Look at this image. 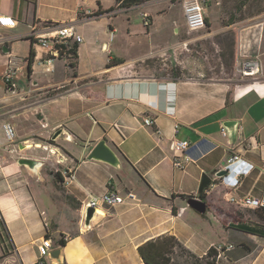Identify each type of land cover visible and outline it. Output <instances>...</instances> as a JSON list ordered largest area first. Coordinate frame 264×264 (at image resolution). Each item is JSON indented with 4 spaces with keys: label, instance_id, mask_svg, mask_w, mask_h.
I'll use <instances>...</instances> for the list:
<instances>
[{
    "label": "crops",
    "instance_id": "crops-1",
    "mask_svg": "<svg viewBox=\"0 0 264 264\" xmlns=\"http://www.w3.org/2000/svg\"><path fill=\"white\" fill-rule=\"evenodd\" d=\"M249 1L205 0L206 28L189 31L184 21L186 31L162 42L151 28L156 15L168 12L166 2L177 4L170 0L130 8L116 0H0V15L17 21L0 28L10 38L0 44L8 52L3 66L11 61L17 68L0 96V264H144L138 247L163 235L198 256L231 246L217 264H264V220L258 210L228 201L230 195H264V12H243ZM138 7L151 17L141 34L128 27L126 15ZM45 23H69L82 37L71 73L57 63L63 58L55 60L53 73L39 64L46 53L32 46L29 33ZM17 41L27 43L16 53L23 57L12 55ZM246 58L259 62L258 76H237L236 61ZM14 81H25L27 89L12 93ZM146 116L153 126L144 125ZM226 120L238 122L234 139L221 134ZM4 122L15 127V144L6 141ZM174 139L190 142L196 163L173 167ZM100 140L115 151L120 168L88 159ZM232 153L248 172L227 188L216 174ZM19 158L40 164L30 169ZM203 173L212 184L200 198L206 204L200 214L187 201L200 197ZM110 185L122 195L134 193L137 201L98 206L86 224L88 202ZM45 236L52 241L49 255L60 248L58 259H40Z\"/></svg>",
    "mask_w": 264,
    "mask_h": 264
},
{
    "label": "built area",
    "instance_id": "built-area-1",
    "mask_svg": "<svg viewBox=\"0 0 264 264\" xmlns=\"http://www.w3.org/2000/svg\"><path fill=\"white\" fill-rule=\"evenodd\" d=\"M181 5L185 25L189 31H197L206 28L205 8L199 0H181ZM99 16H96V14L94 13H87L82 15L80 19L86 20L87 18L89 19ZM141 18L143 20L144 26H148L151 18L149 14L142 13ZM16 25L17 21L13 17L0 15V28H13ZM29 37L31 39L32 46H34L35 48L39 47L46 53V56L42 57L39 62L46 73L54 72V62L59 58L66 59L68 64L67 67L71 69L70 64H72L73 59L69 51L70 47L73 44L78 45L83 40L82 37L76 33L74 26L69 23L37 24L32 28L31 32L29 33ZM112 38L113 32H110V39ZM9 41L10 38L8 37L0 38V44H6ZM16 71L17 68H15L13 62L10 61L6 70L2 74V79L7 86H12V80L16 75ZM235 72L241 79L254 78L260 73V64L253 58H246L241 61H236ZM143 123L145 126H153L154 120L152 116H146L143 120ZM179 127V123L174 124V133H177L179 131ZM1 128L6 141L10 144H15L17 142V133L15 127L10 122H4ZM221 134L224 137H227V133L224 128H221ZM204 140L209 144V150L214 148V144L212 142H210L208 139ZM173 149L177 153V155L172 158V165L175 169L183 170L188 164L196 163L199 158L191 154V144L187 140L174 139ZM205 153L206 151L201 154L200 157ZM242 164L244 165L245 163L242 162L240 156L237 153H232L227 161V164L223 168L224 170H226V174L218 177L220 183L227 188H235L236 186H238L241 177L248 172V169L241 166ZM262 171H264V167L262 168ZM65 179L67 182H69L72 179V175L66 173ZM136 201L137 198L134 193L126 192L124 195H122L113 186L110 185L108 186L106 192L100 197L92 198L88 202L87 207L95 209L96 207L101 206L109 209L120 205H132ZM228 201L231 204L244 209L258 210L264 208V195H230L228 197ZM47 227L48 225H46V228ZM230 247L231 246L224 247L222 245H219L215 246L214 248L219 252V254H221ZM51 248V239L47 236L43 237L38 245L40 259L49 256ZM39 263L42 264V261H40Z\"/></svg>",
    "mask_w": 264,
    "mask_h": 264
},
{
    "label": "rangeland",
    "instance_id": "rangeland-1",
    "mask_svg": "<svg viewBox=\"0 0 264 264\" xmlns=\"http://www.w3.org/2000/svg\"><path fill=\"white\" fill-rule=\"evenodd\" d=\"M171 2L177 3L176 5H171L170 3L166 2V7L168 8V12L165 14H160L156 15L154 18V25L152 26L151 29H154V36L153 39L157 41H171L174 39H177L183 31H186L185 26H184V20L183 17L181 16V13L183 12L182 10V5H181V0H170ZM200 3L206 8V2L205 0H199ZM232 5L229 6L226 10L229 11L231 10ZM145 10L144 7H138L137 9H134L130 11L128 14H126L129 19V28L139 32L140 34L147 29L143 25V20L141 18L142 12ZM256 12V13H262L264 12V0H251L247 3L246 9L243 10V12L250 13V12ZM207 12V10H206ZM121 21L119 20L114 26L119 29V23ZM124 25L122 26V29L124 28ZM185 36V33H184ZM2 37H7L3 35V31L0 30V38ZM14 46V52L12 55L13 57H23L20 54L16 53H22L27 49V43H22V42H13L12 44ZM8 59V52H4L3 47L0 46V96L4 95L5 92H8L6 88V84L2 79V72H4L8 66V62L5 65V68L3 66L4 62ZM57 63H63L64 69L68 68L67 60L66 59H60L57 60ZM4 70V71H3ZM69 70V69H68ZM71 73V69L69 70ZM43 78V77H42ZM38 79V78H37ZM25 81H14V85H16L15 90L12 93H17V92H22L23 90L27 89L25 88L24 85ZM182 260V259H180Z\"/></svg>",
    "mask_w": 264,
    "mask_h": 264
},
{
    "label": "trees",
    "instance_id": "trees-1",
    "mask_svg": "<svg viewBox=\"0 0 264 264\" xmlns=\"http://www.w3.org/2000/svg\"><path fill=\"white\" fill-rule=\"evenodd\" d=\"M121 8H130L133 5L139 4L148 0H116ZM110 11L99 12L96 16L108 14ZM207 23V19H206ZM77 44H73L70 47V54L72 55L73 63L77 58ZM33 52L27 58L28 71L30 72V66L33 62ZM70 64L71 68H74L75 64ZM7 86V85H6ZM9 87V86H7ZM56 178L60 180V177L56 174ZM204 192L200 195L201 199H204ZM189 199L191 197H188ZM71 200L70 197H68ZM258 215L264 220V208L258 209ZM60 245L64 246L65 242L60 241ZM246 252H249L250 248H245ZM138 253L144 264H217V258L219 252L211 247L208 251L198 256L192 253L186 248L178 239L171 235H163L157 239L150 240L138 247ZM182 259V260H180ZM43 263V262H42Z\"/></svg>",
    "mask_w": 264,
    "mask_h": 264
},
{
    "label": "water",
    "instance_id": "water-1",
    "mask_svg": "<svg viewBox=\"0 0 264 264\" xmlns=\"http://www.w3.org/2000/svg\"><path fill=\"white\" fill-rule=\"evenodd\" d=\"M238 122L235 120H226L222 122V126L224 127L227 136L229 139H234L236 136ZM60 134L57 132L53 135V139ZM88 159L104 162L113 168H120L121 162L115 151L106 143L105 140H100L97 144L92 148L88 155ZM18 164L27 166L28 168L32 169L40 164V162L28 159V158H19ZM226 174V170H221L216 174V177H221ZM212 184V179L208 174L203 173L201 176L200 185L198 188V195H201L207 188ZM188 206H190L193 210L200 214H204L206 212V204L204 201L198 198H190L187 201ZM94 208H87L85 214V223L87 224L93 216ZM60 248L52 250L49 257L52 259H58L60 256Z\"/></svg>",
    "mask_w": 264,
    "mask_h": 264
}]
</instances>
